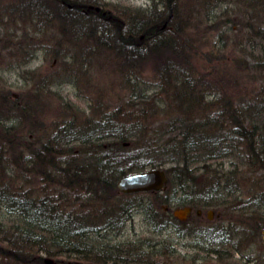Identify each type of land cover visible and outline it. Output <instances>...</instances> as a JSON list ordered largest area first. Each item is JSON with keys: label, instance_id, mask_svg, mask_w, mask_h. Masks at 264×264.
<instances>
[{"label": "trees", "instance_id": "16d2710c", "mask_svg": "<svg viewBox=\"0 0 264 264\" xmlns=\"http://www.w3.org/2000/svg\"><path fill=\"white\" fill-rule=\"evenodd\" d=\"M177 2L179 0H160V8L145 17L123 18L103 9L97 0H0V29L12 30L6 40L0 38L1 50L4 45H8V50L26 48L29 40L39 41V36L49 30L53 37L56 33L61 40L67 37L77 54L90 51L92 54L98 49L96 53L112 60L115 70L120 67L127 71L129 79L153 84L148 88L153 92L148 97L144 94L132 98L130 92L126 109L118 107L114 120L102 114L96 123L94 120L88 123V130L81 132L82 138L64 141L63 136L73 128L72 120H64L52 127L53 132L40 148H34L26 144L29 138L26 137L23 144L14 131L10 133V127L0 123V264H43V255L55 256L54 264L159 263L155 260L161 254L150 242L143 248H130L127 253L121 243L111 244L103 239L102 230L112 225L110 230L117 231L129 218L132 208L112 207L119 196L156 198L154 208L150 202L144 203L149 206L145 208L149 212L148 226L160 232L171 223H179L169 212L172 205L202 212L216 209L222 219L225 209L232 208L231 200L237 199L232 188H227L233 185L234 175L244 168H258L264 175L260 152L264 141L258 143L255 138L258 128L256 132L245 133L251 134L254 145L249 146L246 145L248 139L243 138L244 125L234 120L235 113L249 114L247 105L251 101L240 99L238 106L231 107L230 98L222 100L216 90L208 87L207 90H214L208 91L212 95L210 100L205 106L196 103L201 98H196L198 95L192 88L196 81L187 55L194 44L198 45V31L194 30L193 36L185 32L176 15ZM252 2L249 5L252 13L243 26L244 45L263 54L264 47L260 43L264 46V0ZM17 35L20 37H15ZM52 53L59 54L58 50ZM88 56L87 59H91V55ZM252 70L261 77L257 79L260 88L252 97L258 107L259 99L264 98V60L256 57ZM6 94L1 100H7L9 95ZM48 98L33 94L28 102L20 103L21 113H25L24 117L30 116V110H36L37 103H41L43 110L51 107L53 102ZM132 99L144 111L147 100L168 109L165 112L162 109L149 120L148 113L132 112L135 106ZM12 101L8 100L10 105L16 106L17 102ZM202 106L205 109H198ZM58 108L66 109L61 105ZM220 109L227 111L230 119L216 115ZM207 111V115L202 113ZM246 119L254 129L255 121ZM205 128L207 136L203 135ZM218 139L224 144L221 147L213 145ZM125 141L129 142L126 147L122 145ZM70 142H76L79 147H65ZM224 161H229L232 167L225 177L217 170ZM212 165L214 170H208ZM155 168H162L166 174L163 189L117 193L114 185L122 176ZM219 183L224 187L222 195ZM261 197L264 198V193ZM162 205L168 207L167 211L162 207L158 210ZM249 208L259 207L252 204ZM254 210L245 214L238 211L236 236L232 233L235 231L228 233L224 224L219 223L199 229L196 236L209 245L202 250L207 258L218 264V260H226L230 253H238L235 237L255 238L253 242L264 251L259 242L264 223L256 219ZM193 213L194 223H199L202 219Z\"/></svg>", "mask_w": 264, "mask_h": 264}, {"label": "rangeland", "instance_id": "374dc122", "mask_svg": "<svg viewBox=\"0 0 264 264\" xmlns=\"http://www.w3.org/2000/svg\"><path fill=\"white\" fill-rule=\"evenodd\" d=\"M252 1L259 0H179L176 3V15H178L180 25L186 28L185 32L192 35L194 30L198 31V45L194 44L193 50H190L187 55L189 65H191L189 67H192V73L195 75L193 77L196 81L192 88L198 95L196 98H201L196 103L200 102V105L205 106V103L210 100V97L205 93L216 90L217 97L222 100L223 97L230 98L228 100L233 104L231 107H235L238 106L240 99L250 102L260 88L261 83L257 79L261 77L256 74L255 70H252V62L256 57L261 61L264 60V53L261 54L244 45L246 41L244 32L246 31L243 26L246 24L245 21L249 13H252L249 8ZM97 2L103 9L114 12L123 18L145 17L150 11L160 8V0H97ZM4 23L10 25L6 21ZM196 26L200 29H197ZM11 31L7 27H2L0 38L6 40L9 35H12ZM14 32L15 30H13ZM16 33L18 34V32ZM42 37L45 38L44 42ZM39 38V41L35 38V41L29 40L26 48L24 46L19 49L10 48L8 50V45L6 47L4 45V49L1 50L0 42V112H2L0 123L10 127V133L12 134L14 131L17 135L16 138L23 141V144L26 143V137L29 138L26 143L29 146L44 143L47 136L53 132L52 127L64 120H72L73 128L62 139L65 141L82 138L81 132L88 130V123L93 120L96 123L102 114L109 120H114L118 107L124 109L131 94H133L132 98H137L144 94H147L148 97L150 93H153L148 90L153 85L152 81L129 79L127 82V80L122 81L112 74L115 69L112 60H104V55L99 56L96 53L98 49H95L96 52L93 51L92 54L91 51L88 54L87 52L77 54L76 51H73L67 37L65 40H61L58 33H56V37H53L49 30L43 32ZM260 44L264 47L262 42ZM54 50H58L59 54L52 53ZM7 53L11 54L7 56ZM53 55L57 58L52 57ZM88 55H91V59H87ZM209 59L212 61L209 62ZM109 60L110 63H108ZM106 63H108L107 66ZM234 77L236 79L232 81ZM208 87L214 90H207ZM4 93L9 95L7 100H1ZM37 93L41 96L42 94L50 96L48 100L53 104L43 110L40 109L41 103H37L35 105L37 109H31L30 116L26 115L25 118V113H21L20 110L22 101L28 102V99ZM9 99L10 102H13L12 100L17 102L16 106L10 105ZM132 101L135 105L132 107L134 108L132 112L148 113L149 120H152L156 113H161L162 109L164 112L168 109L166 106H160V108L154 106L152 101L147 100V110L144 111V109H140L135 99ZM258 102L260 104L257 108L261 110L262 116L255 119V127H258L259 132L254 134L255 138H258V143H262V140L264 141V98L259 99ZM58 105L67 110H59ZM126 106L128 107V105ZM204 106L198 107V109H205ZM97 111H101L100 114H97ZM202 113L207 115L208 111ZM259 135L261 136L258 137ZM78 145L76 142H70L65 147L71 146L74 149L78 148ZM260 152L264 158V146ZM219 166L220 169L217 168V170L224 177L229 174L226 172L232 169L229 161H224ZM214 168L215 166L212 165L208 170L212 171ZM242 171H239L236 176L234 175L236 190L233 191L237 199L231 200L230 207L232 206V208L225 209L224 216L220 217L222 219L216 216L218 210L212 209V217L207 220L208 209H205L201 218L202 222L194 223V216L190 215L183 220L178 219L179 223L176 225L171 223V226L163 231L155 232L151 226H148L150 218L145 207L132 208L123 232L122 230L112 232L109 238L110 243H121L123 248L125 244L133 248H143L148 246L147 242H150L161 254L158 257L159 260H155L159 263L154 264H207L208 262L216 264L215 260L211 261L205 255L206 252L202 251L209 245L205 244L202 238L196 236V233H200L199 229L210 226V224L217 226L219 223L224 224L226 232L235 231L232 233L236 236V232L239 233L237 231L238 222H235L239 216L238 211L245 214L250 213L253 209H256L254 210L256 219L264 223V198L261 197V193H264V175L258 168L255 170L244 168ZM229 185H227L228 189H234V186ZM218 186L220 189L218 191L222 195L221 191L224 190V187L221 183ZM135 200L143 203L148 201L152 205L151 208H154L153 204L156 198L140 195L136 198L119 196L116 203L111 206L118 208L117 206L123 202L129 203ZM252 204H256L259 208H249ZM238 206H247L249 209L235 208ZM161 207L167 211V208H163L164 205L158 207V210ZM175 209L178 208H170V214ZM263 230L264 227L260 230L259 242L264 246ZM241 238H234L237 240L235 242L238 243L239 252L230 253L226 260H218V264H264V251L257 243L253 242L255 238L252 240ZM121 251L119 249V252ZM197 256L198 258L194 260L193 258ZM252 260L253 262H250Z\"/></svg>", "mask_w": 264, "mask_h": 264}, {"label": "bare ground", "instance_id": "6f19581e", "mask_svg": "<svg viewBox=\"0 0 264 264\" xmlns=\"http://www.w3.org/2000/svg\"><path fill=\"white\" fill-rule=\"evenodd\" d=\"M95 48V47H94ZM93 48V49H94ZM106 59V58H105ZM104 59V60H105ZM108 63H110V61H108ZM108 63H106V66L108 65ZM123 70V68H120L119 67V69H117V67H116V70L114 69L113 70V72H112V74H114L116 77H118L119 79H121L122 81L124 80V81H126L127 80V71L125 72L124 70ZM128 80H129V78H128ZM133 81H134V79H132ZM136 81H138V80H136ZM135 81V82H136ZM206 92H207V90H206ZM205 93V92H204ZM208 95V96H211L212 97V95H211V93L210 92H207V93H205V95ZM50 97V96H49ZM251 102H250V104H248L247 106H248V113L249 114H246L245 112L244 113H235L234 114V120L235 121H240V123H242V125H244V130H246V131H242V132H244V137L243 138H247L248 140H247V142H246V145H249V146H252V145H254V144H252L253 143V141H252V139H251V134H249V135H247V134H245L246 132H248V131H255L256 132V128H258V127H255V126H252V127H254V129H252V128H250L249 126H251V124L249 123L250 121H248V119H246V118H249V119H251V120H253V121H256L255 119L257 118L256 117V115L259 117V116H262V113H260L261 112V110H259L258 108H257V106H255L254 104H253V102H252V100H250ZM216 115H219V116H225V118H228V119H230V116H229V114H228V112L227 111H225V110H219V111H217L216 112ZM264 116V115H263ZM203 135L204 136H207L208 134H207V129L205 128V131L203 130ZM60 139H61V137H59ZM238 138V137H237ZM252 138H254L253 137V135H252ZM59 139V140H60ZM239 139V138H238ZM240 140V139H239ZM256 142V141H255ZM31 145V144H30ZM38 147H37V146ZM122 145L124 146V147H126V146H128L129 145V142L128 141H125V142H123L122 143ZM213 145H215V146H217V147H221L222 145H224V144H222V142H219V139L218 140H215L214 142H213ZM42 146V143H36V144H34L32 147H34V148H40ZM254 147V146H253ZM252 147V148H253ZM255 149V148H254ZM262 159L264 160V158L262 157ZM155 169H157V168H155ZM162 169V168H161ZM145 170H151V169H145ZM145 170H143V171H145ZM162 171H164L163 169H162ZM139 172H141V171H139ZM133 173H137V172H133ZM164 173V172H163ZM129 174H131V173H129ZM126 175H128V174H126ZM126 175H124V176H126ZM166 175V174H165ZM123 177V176H122ZM121 177V178H122ZM121 178H119V179H121ZM167 179V178H166ZM119 181V180H118ZM117 181V182H118ZM117 182H116V184L114 185V186H116L117 185ZM233 182V181H232ZM234 184H236V182L234 181L233 182V185H231V186H234ZM164 188V187H163ZM162 188V189H163ZM234 189H232V191L233 190H236L235 189V186L233 187ZM116 189H117V193H119V194H131V193H124V192H122V191H120L119 189H118V187L116 186ZM147 192V191H146ZM135 193H137V192H135ZM78 207V206H77ZM118 208H147V207H149L147 204H145V203H143V202H141V201H139V200H135L134 202H129V203H121V204H119L118 206H117ZM171 208H176V207H173V205L172 206H170ZM163 208H168L167 206H165L164 205V207ZM133 209H131L130 210V212L132 211ZM92 222V221H91ZM128 223V220H126L124 223H123V225H122V227H120V229L119 230H122V232H123V229L125 228L124 226H126V224ZM112 226V225H111ZM111 226L110 227H107L106 229H104V230H102V235L104 236V238L103 239H105V241H108L109 243H110V241H109V235L112 233V232H115V231H111L110 230V228H111ZM107 242V243H108ZM130 248H133V247H131L130 245H128L127 246V244H125L124 245V250L128 253V251H129V249ZM57 258L55 257V256H52V255H43V264H54L55 263V260H56ZM117 262H118V259H117ZM107 264H114L112 261H109Z\"/></svg>", "mask_w": 264, "mask_h": 264}, {"label": "water", "instance_id": "95a60500", "mask_svg": "<svg viewBox=\"0 0 264 264\" xmlns=\"http://www.w3.org/2000/svg\"><path fill=\"white\" fill-rule=\"evenodd\" d=\"M161 168L145 170L142 172L131 173L123 176L117 182V187L124 193L146 192L161 190L166 182V175ZM191 211L190 207H184L181 209H175L173 216L177 219L183 220L187 217V214ZM199 212V211H198ZM212 210L207 211V218L211 219ZM264 238V230H263ZM264 242V241H263Z\"/></svg>", "mask_w": 264, "mask_h": 264}, {"label": "flooded vegetation", "instance_id": "af4514ba", "mask_svg": "<svg viewBox=\"0 0 264 264\" xmlns=\"http://www.w3.org/2000/svg\"><path fill=\"white\" fill-rule=\"evenodd\" d=\"M191 208V207H190ZM199 211V212H198ZM194 212V213H193ZM192 213L193 214H195V215H197V217L198 218H202V215H203V212L200 210V209H197V210H193L192 208H191V211L187 214L188 216H190V215H192ZM217 218H219V214H218V212H217ZM206 217H207V213H206ZM207 220H209V219H207Z\"/></svg>", "mask_w": 264, "mask_h": 264}]
</instances>
